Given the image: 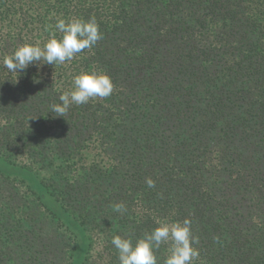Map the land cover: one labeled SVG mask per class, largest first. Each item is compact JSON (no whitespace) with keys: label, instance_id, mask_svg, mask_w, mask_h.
I'll return each instance as SVG.
<instances>
[{"label":"trees","instance_id":"trees-1","mask_svg":"<svg viewBox=\"0 0 264 264\" xmlns=\"http://www.w3.org/2000/svg\"><path fill=\"white\" fill-rule=\"evenodd\" d=\"M91 16L103 38L71 62L3 67L57 18ZM93 69L111 96L51 112ZM0 156L77 224L0 172V264H76L81 243L77 264H119L113 236L185 218L194 264H264V0H0Z\"/></svg>","mask_w":264,"mask_h":264},{"label":"clouds","instance_id":"clouds-1","mask_svg":"<svg viewBox=\"0 0 264 264\" xmlns=\"http://www.w3.org/2000/svg\"><path fill=\"white\" fill-rule=\"evenodd\" d=\"M54 29L43 46L39 42L25 43L11 54L4 55L3 67L10 73H18L37 62V67L42 64L63 65L85 49L91 50L103 38L95 16L87 20L59 17ZM114 87L112 78L104 70L82 71L73 77L70 90L59 96L60 103H52L50 110L56 116L64 117L72 105L108 98ZM146 185L154 188L155 181L151 177L146 178ZM113 210L119 213L127 211L123 202L115 203ZM157 224V227L135 241L131 236H113L111 244L118 253L119 264H158L157 252L162 245L168 246L163 264H194L200 253L195 247L198 237L193 235L192 221L188 218L182 221L163 219Z\"/></svg>","mask_w":264,"mask_h":264},{"label":"rangeland","instance_id":"rangeland-1","mask_svg":"<svg viewBox=\"0 0 264 264\" xmlns=\"http://www.w3.org/2000/svg\"><path fill=\"white\" fill-rule=\"evenodd\" d=\"M0 172L11 177H17L27 182L39 195H41L44 203H46L66 224L71 225L72 223L76 226V222L69 216L62 207L43 189L38 182V177L32 172L21 166L9 163L7 160L0 156ZM74 225H72L74 227ZM83 235V234H82ZM82 240V238H81ZM84 242V239H83ZM82 243L79 251L76 254V264L82 254Z\"/></svg>","mask_w":264,"mask_h":264}]
</instances>
